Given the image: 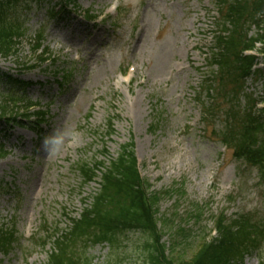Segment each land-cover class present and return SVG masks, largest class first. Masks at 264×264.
<instances>
[{"label": "rangeland", "instance_id": "rangeland-1", "mask_svg": "<svg viewBox=\"0 0 264 264\" xmlns=\"http://www.w3.org/2000/svg\"><path fill=\"white\" fill-rule=\"evenodd\" d=\"M218 1L76 0L80 15L53 20L50 11L65 0H18L6 9L27 33L15 55L0 56V91L3 75L32 83L28 96L48 105L49 116L38 134L16 126L2 133L7 155L0 158V228H13L18 242L0 252V264H45L48 235L67 230L68 218H76L97 190L95 182L81 185L76 164L107 163L128 142L150 192L160 195L163 241L170 242L179 227L193 235L183 249L175 246V256L189 257L199 237H212L213 219L221 214L264 218L257 170L235 161L213 134L224 130L231 107H246L247 97L264 107V60L237 100L208 90L218 83L210 66L224 14ZM87 10L94 22L82 16ZM42 29L43 47L57 62L27 71L36 62L29 40ZM256 33L250 27L248 36ZM63 72L71 78L60 84ZM205 108H215L213 118ZM54 131L76 137H66L60 152L49 155L42 141ZM145 240L129 233L119 237L118 248L97 245L86 254L93 264H143ZM257 263L255 255L243 262Z\"/></svg>", "mask_w": 264, "mask_h": 264}, {"label": "trees", "instance_id": "trees-1", "mask_svg": "<svg viewBox=\"0 0 264 264\" xmlns=\"http://www.w3.org/2000/svg\"><path fill=\"white\" fill-rule=\"evenodd\" d=\"M44 1L22 0L26 4ZM75 1L65 0L77 10ZM17 2L0 0V56L5 59L16 54L18 44L27 33L18 15L7 14L6 9ZM218 3L224 14L221 12L220 32L215 37L210 61L218 83L216 87L209 86L208 90L214 92L216 98L237 100L243 94L245 81L260 74L257 67L260 57L264 60V0H219ZM65 8L62 7L60 12L65 13ZM84 16L88 20L93 18L88 11ZM250 27L257 29L253 37L248 36ZM42 30L36 32L31 40L36 62L33 66H26L25 70L39 68L50 60L45 48L37 54L44 41ZM248 51H257L258 55H244ZM53 62L51 60V64ZM56 72L55 75L59 76ZM3 78L0 126L41 132L40 125L45 122L48 113L34 110L38 104L27 95V89L33 84L8 75H3ZM60 78L68 82L71 73L63 72ZM227 82L230 88L226 91ZM214 109L205 108V115L213 118ZM105 124L107 132L111 133V119ZM2 133H5L3 128L0 129V158L7 154ZM213 134L224 148L232 151L235 161L256 169L259 181L264 182V107L257 108L255 100L247 97L246 107H231L226 114L224 130ZM75 167L82 186L97 182L98 189L76 218H68L70 226L67 230H56L48 235L52 247L45 264H93L86 254L89 247L107 245L111 249L118 248L119 237L129 233H138L146 239L143 264H243L246 257L254 255L258 258L257 264H264V218L257 219L251 213L236 214L231 218H226L224 214L215 217L212 237L210 234L199 237L201 241L189 257L175 256V246L183 249L193 235L184 227H179L172 229L170 242L163 241L161 228L165 229V224L164 228L161 227L157 218L160 195L150 192L147 181L141 178L133 142L120 145L115 158L107 163L82 161ZM197 216L194 214L196 219ZM191 217L194 218L192 214ZM48 241L43 239L40 245L45 247ZM17 242L13 228H0L1 253L7 254Z\"/></svg>", "mask_w": 264, "mask_h": 264}, {"label": "clouds", "instance_id": "clouds-1", "mask_svg": "<svg viewBox=\"0 0 264 264\" xmlns=\"http://www.w3.org/2000/svg\"><path fill=\"white\" fill-rule=\"evenodd\" d=\"M66 137H71L73 140L76 137L74 132L54 131L51 135L46 136L42 141V149L46 154L55 155L62 149Z\"/></svg>", "mask_w": 264, "mask_h": 264}]
</instances>
